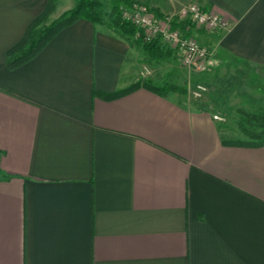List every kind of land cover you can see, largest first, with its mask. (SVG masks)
<instances>
[{
    "label": "crops",
    "instance_id": "1",
    "mask_svg": "<svg viewBox=\"0 0 264 264\" xmlns=\"http://www.w3.org/2000/svg\"><path fill=\"white\" fill-rule=\"evenodd\" d=\"M76 1L54 0L49 22ZM138 1L164 15L197 2L227 22L193 33L209 94L170 67L153 79L186 94L108 98L139 80L144 54L85 18L11 68L49 0H0V264H264V144L230 142L214 117L264 106V0Z\"/></svg>",
    "mask_w": 264,
    "mask_h": 264
},
{
    "label": "trees",
    "instance_id": "2",
    "mask_svg": "<svg viewBox=\"0 0 264 264\" xmlns=\"http://www.w3.org/2000/svg\"><path fill=\"white\" fill-rule=\"evenodd\" d=\"M109 1L111 3V10L108 15L104 10V4L102 0H77L76 4L72 8L64 11L50 24L43 25V22L47 19V15L54 3V0H49L46 10L29 25L21 41L8 50V65L13 68L28 61L34 57L62 28L80 18L89 19L96 24L107 26L115 30L117 33H119V35L129 41L132 38L135 39L133 41H135L136 45L143 49L145 55L150 59H164L171 55L172 48L163 45L159 39H154L150 42L145 41L143 37L144 32L142 29L123 17L122 5L129 6L133 4V0ZM158 14L162 15L161 13ZM173 24H180L183 28H185L186 25L185 22H174ZM138 32L139 36H137ZM135 36L137 38H135ZM140 87L151 89L162 96H166L173 91L182 94H186L187 92V88L185 86L176 84L174 82H158L152 78H145L141 81H137L125 89L119 90L112 94H107L105 96L108 98L116 97L126 92L136 90ZM95 93L100 94V92L96 90ZM260 119L264 121V114L260 117ZM243 130H245L251 136L252 139L250 141L233 140L230 142L250 145L264 144V138H261L262 134L250 132L245 128V126H243Z\"/></svg>",
    "mask_w": 264,
    "mask_h": 264
},
{
    "label": "built area",
    "instance_id": "3",
    "mask_svg": "<svg viewBox=\"0 0 264 264\" xmlns=\"http://www.w3.org/2000/svg\"><path fill=\"white\" fill-rule=\"evenodd\" d=\"M122 15L126 20L142 29L145 41L159 39L163 45L180 50L183 53L184 63L199 71L207 69L206 63L210 56V50L185 32L186 29L180 24L174 25L173 23H182L185 18H188L199 28L215 29L227 26V22L218 14L203 8L199 3H192L183 7L177 14L163 18L153 14L147 5L135 3L131 6H124ZM146 69L148 70V68ZM197 88L201 92L208 90L204 83H199ZM214 117L222 119L217 115Z\"/></svg>",
    "mask_w": 264,
    "mask_h": 264
},
{
    "label": "rangeland",
    "instance_id": "4",
    "mask_svg": "<svg viewBox=\"0 0 264 264\" xmlns=\"http://www.w3.org/2000/svg\"><path fill=\"white\" fill-rule=\"evenodd\" d=\"M103 4H104V10L105 12L108 13L111 10V3L109 0H102ZM138 3V4H142V5H147L150 10L153 12V14H155L157 17L163 18L166 16H173L175 14H177L183 7L188 6L192 3H197V2H192L186 5H183L179 10H177L174 14H162L161 12H159L158 10L154 9L153 7H151L150 5L138 1V0H133V4ZM131 4V5H133ZM129 5V6H131ZM124 7V5H122ZM158 13H161L162 15H159ZM106 15V16H107ZM108 17V16H107ZM184 22L186 23L185 25V29L188 34H190L191 36H193L195 39V35H193L194 31H201V30H206L207 28H199L197 27L194 23L191 22L190 19L185 18ZM51 22H49V19L44 20L43 25H48ZM220 28V27H219ZM217 29V28H215ZM212 30V29H209ZM137 36H139V32L137 33ZM135 38H137L135 36ZM135 39H131L130 42L137 46L139 49L142 50V53L144 54V58L142 59V63L143 65L142 67V71H140V78L138 81H141L145 78H154V76L156 75H160L159 77L162 78L161 75V70H166L167 68L173 67L175 68V70H180L182 72H184V69H189L192 74H194L197 79H196V85L195 88L198 92L207 95L210 93V87L208 86V83L206 81L207 78V73L209 70V66L208 63L207 64V69H205L204 71H199L198 69L196 70L195 68H192L191 66H189L188 64L184 63L182 57H183V53L180 50H176V49H171V55L167 58L164 59H150L148 58L143 49L136 45L135 41H133ZM198 42L199 40L196 39ZM200 43V42H199ZM202 44V43H200ZM204 45V44H202ZM205 46V45H204ZM207 47V46H206ZM208 48V47H207ZM209 49V48H208ZM180 58V59H179ZM208 61V60H207ZM148 68V70L146 69ZM206 72V74H205ZM199 74V75H198ZM199 83H204L207 85L208 90L205 92H201L197 86ZM187 93V92H186ZM223 107H225L224 103H220L219 107H218V111L216 112L215 115L219 116L222 119L221 123L223 126V130L225 131V136L229 139H233V140H245V141H250L252 138L251 136L245 131L243 130V126H245V128L247 130H249L250 132H255V133H260L262 134V139L264 138V121L260 119V117L264 114V107L263 105H258L256 106L254 109L252 110H245L241 107H237V108H232L229 109V112L226 115V110L222 109ZM261 107V108H260ZM245 114V115H244ZM261 140V139H260ZM264 140V139H263Z\"/></svg>",
    "mask_w": 264,
    "mask_h": 264
}]
</instances>
